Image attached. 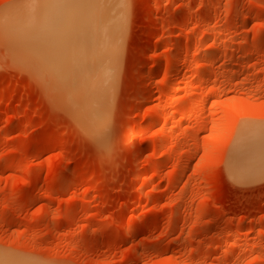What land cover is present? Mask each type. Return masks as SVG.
<instances>
[{"label": "rangeland", "instance_id": "374dc122", "mask_svg": "<svg viewBox=\"0 0 264 264\" xmlns=\"http://www.w3.org/2000/svg\"><path fill=\"white\" fill-rule=\"evenodd\" d=\"M107 1L100 10L122 20L116 54L110 32L111 55L94 54L101 11L85 29L92 47L79 41L86 67L68 80L31 51L40 5L0 0L1 258L264 264V163L257 175L235 160L247 129L264 131V0ZM25 8L24 54L2 23ZM89 74L102 79L104 115L99 99L85 108L93 90L75 92Z\"/></svg>", "mask_w": 264, "mask_h": 264}, {"label": "bare ground", "instance_id": "6f19581e", "mask_svg": "<svg viewBox=\"0 0 264 264\" xmlns=\"http://www.w3.org/2000/svg\"><path fill=\"white\" fill-rule=\"evenodd\" d=\"M35 1H36V7L40 5L41 10L37 12L38 9L35 8L37 13L34 12L35 13V18H34V22H33V30L34 31H33V40H32V43H33L32 48L33 49L31 50V48H30V50L33 51L34 54L39 55L41 57L47 56V54L49 53L48 56H47L49 58L47 63H49V61H50V63H49L50 65L48 67L50 68V72L54 73V75L56 74L55 78H57L58 76L61 75L63 78H66V79L68 78V80H69V77L73 73V70L75 68L77 69L79 67L78 70L80 72L83 67H86L85 64H83V62L81 61V59L78 56H76L79 52H82V50L84 49L83 48L81 50L79 48V46H80V42L79 41L81 40V44H82V42H84V39L87 36L86 32H85L86 28H90V32H91V29H92V31H94L95 20H96V18H98V20L100 19L99 18V12L101 13V11H102L101 16L103 14L106 17V21L107 22L104 23V25H105V29H107L106 30L107 32H105V37L106 38L103 37V38L99 39V42L101 43L100 45L102 47H100L99 44L96 43V45L97 44L98 45L96 47L97 49L96 50L94 49L95 50L94 54L97 53V51H99L98 49H100L99 54L102 52L100 55H103V53H106V55L107 54L111 55V53L109 52L110 51L109 50L110 47H107V49H108L107 51L109 53L104 49V46L107 45L106 44V40H107V36L109 35V32H110V34H112V36L109 35V37L111 39H109V37H108V40H110V41L113 40V42H114V43L112 42L113 44H111L109 42L110 46L112 45L111 48L113 49V50H111V52H114V54H116L115 52H116V50L118 48V44H119V40H120V34H121L120 32L123 30V27L121 26L122 25V22H121L122 20L121 21L119 20L121 18H119V19L117 18L116 19V17L113 14V11L111 9H107L106 8L107 5H105V7L104 6L102 7L104 10H100L101 8H100L99 5H101L100 4L101 0H98V1L97 0H38V2H37V0H35ZM109 2L111 3V1H109ZM104 3L105 2L103 1V5H104ZM110 3H109L108 6H110ZM112 5H113V3H112ZM113 7H114V5H113ZM19 11H20V6H19ZM27 13L28 12H27L26 8L24 10H22L21 12H19V13H11V11H10V14L5 15V17L3 18V20L5 22L2 23L3 26H4L5 35L8 37L7 40L9 39V41H10L9 43L10 44L12 43L14 46L16 45L20 49V51H22L24 54H25L26 50L30 47V42H31L30 41V33H29L30 32L29 31V28H30V26H29V22H30L29 21V17L30 16L28 17ZM37 14L39 15L38 17H37ZM100 20H102V19H100ZM114 20L115 21L118 20L119 22L116 21L118 24L113 22ZM114 23H115V25H113ZM101 24H103V22ZM96 28L99 29V27H97V26H96ZM101 28H102V26H100V30H101ZM111 30L115 33V35L112 33ZM98 31L99 30H97L96 33ZM91 33L93 34V32H91ZM98 33H97L98 35L97 34H94V35L91 34V35L92 36L97 35L95 37H98V36L100 37L101 36L100 34L101 33L103 34V31H101V32L99 31ZM106 34H107V36H106ZM113 36H115L116 39ZM122 36L123 35H121V40L123 38ZM112 38H114V39H112ZM85 40H86V43L89 45V46L88 45L86 46V43H84L85 47L87 49L90 46L92 47V45L89 44L92 41L87 39V38ZM48 41L51 42L48 45V46H50L49 48L46 46L49 51H47V48H45L43 46L44 44L47 45ZM87 41H89V42H87ZM68 42H72L73 44L71 45V43H68ZM67 43L70 44V46L67 45ZM93 43H95V42H93ZM65 45L67 47H65ZM86 48H85V51L87 50ZM15 49L17 50V48H15ZM91 50H93V49H91ZM104 50H105V52H104ZM85 51L83 52L84 55H85ZM87 51H89V50H87ZM87 51H86V53H87ZM83 53L81 55H83ZM89 53H87V55H89ZM84 55L82 56L83 59H84ZM87 55L85 56V58L87 57ZM89 56L87 58H89ZM27 57L28 56H26V58ZM93 57H91V58L93 59ZM95 57H97V55ZM110 57L113 58V55L110 56ZM29 58H30V56H29ZM38 58H40V57H38ZM77 60H80V62H78ZM39 61H40V59H39ZM45 61H46V59H45ZM41 63H43V62H41ZM41 63H40V65H41ZM85 63H86V61H85ZM114 64H115V62H114ZM44 66H45V64H44ZM44 66H42V67H44ZM108 66H109V64H108ZM108 66L106 65L107 68H108ZM110 66H109V68L114 70L113 69L114 67L111 68ZM46 67H44L45 70H47L49 72V70H48L49 68L47 67L48 68L47 69ZM87 67H89V65ZM44 68H42V69H44ZM88 71H90L89 68H88ZM83 73H85V72H83ZM94 73H95V71H94ZM94 73H93V75H94ZM106 74H107V70L103 69V71L101 72L100 75L101 76H105ZM54 75H52V76H54ZM81 75H82V73H81ZM98 75H99V73H98ZM98 75L95 76V78L98 77ZM91 76H90V74L87 77L84 76V78H82V80L80 78L79 79L77 78L76 80H79V84H80L79 86L80 87L79 86L78 87L80 89L78 88L75 91V92H79V90H80V93H81V91L84 92L88 88H89V90H91V91L93 90L94 91V93L92 95H90L89 97L86 98L87 103H86L85 108L86 109L89 108V110L91 108H95L96 105H97V102H98L97 100L99 99L97 97V95H98L97 92H98V90H100V89H98L100 87L99 83H102V81H101L102 79L99 81L98 78H96V80L99 81V83H98L99 86L98 85L96 86L95 82H97V81L95 80V78L93 76L92 77ZM66 82H69V81H66ZM70 82H71V80H70ZM64 83H65V80H64ZM67 84H70V83H67ZM73 85L74 86L76 85V81H75V83L73 82L72 86ZM95 86H96V88H95ZM107 86H108V83H107ZM101 88H102V86H101ZM107 88H109V86L105 87V88L103 87L102 89L105 90ZM95 89H96L97 92H95ZM102 89L100 91V94H102V92H103ZM72 91H73L72 93H74L73 89H72ZM108 91L110 92L109 89H108ZM105 92H107V90H105ZM80 93H78L79 96L81 95ZM85 93H87V91ZM89 93L90 92L88 91L87 95ZM103 94H104V92H103ZM71 96H73V95H71ZM81 98H79V99L81 100ZM105 98L106 99L102 98V100L104 99L103 101H101V98L99 99L100 100V104H101L100 113H102V112H104L106 110L105 109L106 106L105 105L102 106L103 102H105V100H107L106 96H105ZM108 103H109V101H108ZM72 109H74V108H72ZM75 109H76V107H75ZM102 109H104V111H102ZM80 110H81L80 111L81 113L79 112L80 115L86 111L85 109L82 110V108H80ZM93 111L94 110L92 109L91 112H93ZM95 113H96V110H95ZM106 113H104V114H106ZM87 115H88L87 113H86V115L84 114V116L86 118H88ZM96 120H98V119H96ZM97 122L98 123L99 122L102 123L100 120H98ZM102 124L105 126L104 123H102ZM261 128H263V127H261ZM250 130H251V128H249V131ZM249 131L247 129L248 134L245 135L242 140L240 138L241 144H240L239 148L235 151L236 153L234 152L235 156H236L235 160H237L236 162H238L240 164V165H238L239 169L241 167V169L246 171V173L259 175L258 174L259 170H257V169L262 167V164L264 163V131L261 130L259 132H255V130H254L255 133L252 132L253 130H251V132H249ZM243 132H246V130L243 131ZM234 157H232V162L234 160ZM231 165H235V164H231ZM236 165H237V163H236ZM238 166L236 167V169L238 168ZM230 168H232V167H230ZM234 169H235V166H234ZM238 174H240V172ZM1 256L2 255H0V264H4V261L6 262V260H8L9 258L4 257V256L1 258ZM7 262H9V261H7ZM7 262L5 264H8ZM14 263H15V261H14Z\"/></svg>", "mask_w": 264, "mask_h": 264}]
</instances>
